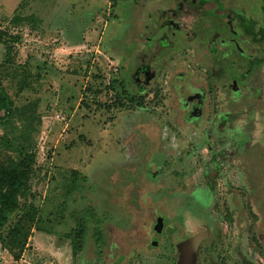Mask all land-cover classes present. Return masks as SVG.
<instances>
[{
    "label": "rangeland",
    "instance_id": "374dc122",
    "mask_svg": "<svg viewBox=\"0 0 264 264\" xmlns=\"http://www.w3.org/2000/svg\"><path fill=\"white\" fill-rule=\"evenodd\" d=\"M245 2L249 13L260 6L264 14V0ZM157 5L0 0V30L20 37L12 45L18 68L3 85L15 108L35 106L31 132H23V118L16 116L9 128H0V153L12 154L6 143L30 145L35 171L27 202L38 210V225L50 231H36L32 223L20 257L0 248V264H142L143 256L145 264H159L173 246L157 236V245L143 246L156 210L170 220L163 236L177 237L174 242L199 231V250L210 264H264V42L260 67L246 75L243 99L221 105L235 117L203 120L199 126L208 127L207 135L193 137L189 129L179 131L183 121L169 108L177 91L164 86L166 104L131 103L142 93L133 81L145 63V13ZM15 13L27 20L12 24ZM4 54L0 45V63ZM22 70L27 85L18 91ZM204 142L217 153L195 151ZM209 171L227 180L218 179L210 197L199 187L200 174ZM196 178L199 189L189 195ZM153 187L159 200L144 199L142 192ZM27 212L22 207L18 218ZM78 217L87 233L83 250L73 255L68 236Z\"/></svg>",
    "mask_w": 264,
    "mask_h": 264
},
{
    "label": "flooded vegetation",
    "instance_id": "af4514ba",
    "mask_svg": "<svg viewBox=\"0 0 264 264\" xmlns=\"http://www.w3.org/2000/svg\"><path fill=\"white\" fill-rule=\"evenodd\" d=\"M151 1L159 5L145 13V30L140 50L145 56V63L140 65V69L134 70L133 81L142 91L138 98L145 99L147 104H157L160 100L166 104L168 101L162 94L164 86L173 92L177 91L176 96L171 97L173 101L176 100L175 105L169 108L176 114L173 116L175 119L183 121L179 131L189 129L193 137L202 134L205 137L208 127H202L203 124L199 126V123L205 120L207 124L208 120L213 119L222 123L225 117H235L223 110L221 105L226 101L243 99L241 94L249 88L245 81L248 79L247 73L256 66L260 67L264 14H261L260 6L257 14L249 13L245 0ZM199 71V74L205 73L203 78L197 76ZM178 88H181L180 93ZM196 150L205 155L217 153L206 142ZM151 167H155L153 163ZM207 173L204 176L200 174L203 186L199 187L210 197L218 179L222 183L227 180L218 174L212 176L211 171ZM195 182L199 183L197 178L187 192L189 195L199 189ZM159 193L156 188L142 192L144 199L154 200H159ZM152 210L154 214L156 209L152 207ZM156 211L157 216L153 220L147 219V229L144 228L147 243L143 246L157 245L156 236L157 241H165L173 246L170 254L160 256L157 263L210 264L207 254H201L202 249L199 250L201 243H204L201 240L198 245L196 235H200L199 231L196 235L181 234L174 242L177 237L163 236L170 220ZM142 262L145 264V256Z\"/></svg>",
    "mask_w": 264,
    "mask_h": 264
},
{
    "label": "trees",
    "instance_id": "16d2710c",
    "mask_svg": "<svg viewBox=\"0 0 264 264\" xmlns=\"http://www.w3.org/2000/svg\"><path fill=\"white\" fill-rule=\"evenodd\" d=\"M26 20L27 18L20 17L15 13L9 19V22L19 25ZM19 41L20 37L18 35L0 30V45L5 49V59L0 63V128L5 130L9 128L14 116H16L20 119L23 118V132H28V130L31 132L34 124L32 113H35V106L15 108L3 85L6 74L14 72L18 68L12 60V45ZM20 75L23 79L17 83L18 91L27 85L23 70L20 71ZM111 89H114V87L112 86ZM131 101L136 108L143 107L142 99L134 97ZM6 147L12 148L13 152L8 156H3L0 153V248L12 253V257L16 260L23 252L24 245L30 235L32 223V227L36 231L46 233H50V231L42 229L38 225L39 219L35 218L38 210L33 204L27 202V195L31 192V180L35 171V156L29 150L30 145L27 142H20L16 147H12L10 143H6ZM79 175L81 181H85L84 175L77 172L72 173L73 178ZM22 207L26 208L28 212L18 218V212ZM78 220H80V224L75 228L76 230L71 232L74 235L69 234L68 236L71 240L73 255H78L83 250L82 241L87 233V228L83 226L82 217H78ZM94 234H97L95 230Z\"/></svg>",
    "mask_w": 264,
    "mask_h": 264
},
{
    "label": "crops",
    "instance_id": "0c3cea01",
    "mask_svg": "<svg viewBox=\"0 0 264 264\" xmlns=\"http://www.w3.org/2000/svg\"><path fill=\"white\" fill-rule=\"evenodd\" d=\"M27 263H29V262H27Z\"/></svg>",
    "mask_w": 264,
    "mask_h": 264
},
{
    "label": "built area",
    "instance_id": "2783aa9c",
    "mask_svg": "<svg viewBox=\"0 0 264 264\" xmlns=\"http://www.w3.org/2000/svg\"><path fill=\"white\" fill-rule=\"evenodd\" d=\"M59 118V117H58Z\"/></svg>",
    "mask_w": 264,
    "mask_h": 264
}]
</instances>
